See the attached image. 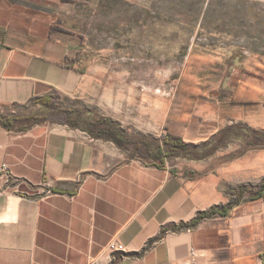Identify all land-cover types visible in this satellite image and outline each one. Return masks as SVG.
I'll return each instance as SVG.
<instances>
[{"label": "crops", "instance_id": "0c3cea01", "mask_svg": "<svg viewBox=\"0 0 264 264\" xmlns=\"http://www.w3.org/2000/svg\"><path fill=\"white\" fill-rule=\"evenodd\" d=\"M69 6L0 0V116L41 111L32 101L44 97L75 117L111 120L131 143L123 149L56 122L25 132L0 126V264H113L118 254L126 256L115 264H264V200L169 231L142 254L163 228L227 205L230 188L264 180V148L229 139L237 127L264 131V79H239L257 101L244 105L209 87V99L179 117L187 150L156 161L150 154L172 99L158 110L157 131L154 88L141 92L139 77L109 74L105 63L65 61L86 49L59 31Z\"/></svg>", "mask_w": 264, "mask_h": 264}, {"label": "rangeland", "instance_id": "374dc122", "mask_svg": "<svg viewBox=\"0 0 264 264\" xmlns=\"http://www.w3.org/2000/svg\"><path fill=\"white\" fill-rule=\"evenodd\" d=\"M64 1L70 6L63 12L66 28H61L86 46L76 59L105 63L112 75L139 77L141 92L154 88L157 131L161 126L158 110L167 109L184 78L207 84L210 92L211 88L219 91L249 79L256 60L264 61V0ZM40 114L35 108L21 118L39 115L52 123L66 119ZM163 137L159 135L157 143ZM229 139L245 141L246 148L250 141L255 144L250 148H264L244 127H237ZM229 201H235L234 194ZM246 203L248 198L230 213Z\"/></svg>", "mask_w": 264, "mask_h": 264}, {"label": "trees", "instance_id": "16d2710c", "mask_svg": "<svg viewBox=\"0 0 264 264\" xmlns=\"http://www.w3.org/2000/svg\"><path fill=\"white\" fill-rule=\"evenodd\" d=\"M59 31L64 33H69V31L64 28H59ZM65 61H77L76 58H65ZM264 62V61H263ZM254 70L251 73L259 78L264 79V68L254 65ZM253 87L248 84H243L239 82L235 88L230 92H224L220 90L219 95L230 96L231 102L235 105H244L250 103H257L250 93V89ZM208 85L205 83H199L191 79H183L179 85L175 98L172 102V107L169 113V117L164 125L163 142L158 143L156 149L150 154L151 158L156 161L163 160V157L173 158L176 157V153H181L184 151L181 148H186L187 143L183 139V131L187 124L183 122L179 117H181L186 112L193 109L195 105V100L198 98L209 99ZM34 105H41L43 109L41 114L46 112L51 114V116H63L64 121L61 123L69 125L74 128L82 129L89 133L92 137L105 139L114 142L117 146L123 149H129L130 141L124 131L121 130L119 125L113 123L109 119H103L94 117L90 120L84 116V114L77 115L76 117L68 111V109H63L60 107L59 103L50 101L46 98L33 99ZM40 114V115H41ZM39 117V118H37ZM48 122L45 118L40 120V116H34L33 118H18V117H2L0 116V126L7 130L25 132L31 126L35 124H41ZM253 134V139L256 144L264 146V131L258 133L253 130H249ZM249 147H253L251 141L248 142ZM235 201L227 205L214 206L208 211L199 212L196 217L187 223H181L179 225H171L162 229L161 234L158 238L150 240L145 250L142 254L146 252L158 239L163 237L167 232H181L185 230L196 229L201 223L206 220L215 219L217 217H228L231 214V210L235 208L244 198H248L249 203H255L264 200V180L257 186H241L234 190ZM126 254H118L115 257L113 264L122 259Z\"/></svg>", "mask_w": 264, "mask_h": 264}, {"label": "built area", "instance_id": "2783aa9c", "mask_svg": "<svg viewBox=\"0 0 264 264\" xmlns=\"http://www.w3.org/2000/svg\"><path fill=\"white\" fill-rule=\"evenodd\" d=\"M3 169L6 170V169H7L6 166H4ZM112 249H113V251H120V252L126 250L123 246L118 245V244L114 245V246L112 247Z\"/></svg>", "mask_w": 264, "mask_h": 264}]
</instances>
